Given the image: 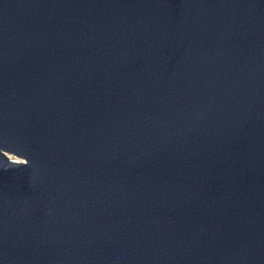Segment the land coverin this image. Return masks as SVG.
I'll use <instances>...</instances> for the list:
<instances>
[{
    "label": "water",
    "instance_id": "1",
    "mask_svg": "<svg viewBox=\"0 0 264 264\" xmlns=\"http://www.w3.org/2000/svg\"><path fill=\"white\" fill-rule=\"evenodd\" d=\"M0 264H264V0H0Z\"/></svg>",
    "mask_w": 264,
    "mask_h": 264
},
{
    "label": "rangeland",
    "instance_id": "2",
    "mask_svg": "<svg viewBox=\"0 0 264 264\" xmlns=\"http://www.w3.org/2000/svg\"><path fill=\"white\" fill-rule=\"evenodd\" d=\"M12 160H14L13 158H11Z\"/></svg>",
    "mask_w": 264,
    "mask_h": 264
}]
</instances>
